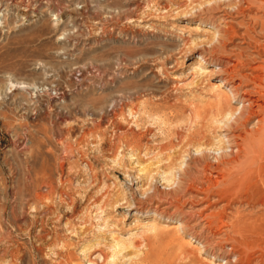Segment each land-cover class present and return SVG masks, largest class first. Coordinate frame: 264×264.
Segmentation results:
<instances>
[{
  "label": "rangeland",
  "instance_id": "1",
  "mask_svg": "<svg viewBox=\"0 0 264 264\" xmlns=\"http://www.w3.org/2000/svg\"><path fill=\"white\" fill-rule=\"evenodd\" d=\"M262 2L0 0V264H264V107L209 103Z\"/></svg>",
  "mask_w": 264,
  "mask_h": 264
},
{
  "label": "bare ground",
  "instance_id": "2",
  "mask_svg": "<svg viewBox=\"0 0 264 264\" xmlns=\"http://www.w3.org/2000/svg\"><path fill=\"white\" fill-rule=\"evenodd\" d=\"M262 4H264V2H262ZM9 7H8V9H9ZM246 7H248V6H246ZM5 8H7V7H5ZM9 14L10 13L8 12V10H6L4 8L2 9V6H0V24H4L7 22ZM18 15H20V14H18ZM24 16L25 15H23V18H24ZM21 20H22V18H21ZM260 29L262 31H264V27H262ZM241 37H243V41L239 43L238 47H236L235 49H232L233 52H236V55L238 58L237 62L232 64V65L227 64V65H223V67L222 66L219 67L222 70L221 72H223V77L221 78L222 86H225L226 88H228L229 91L226 90L225 93L221 92V94H219V95H214L212 97L213 101H211V102L208 101V102L210 104L212 103V106H213V104L215 105L212 107V111H211L212 114L215 113L216 116H217V114L218 115L226 114V115H224L225 116L224 118L227 117L228 118L227 120L231 119V117H233V116L235 117L236 114H238L234 118L233 122L236 124H247L251 118L253 119V115L260 113V110H258L257 107L258 106L261 108L264 107V104L259 99V95H262V96L264 95V91L262 92V88H263L262 86L263 85L259 82L260 80L263 79V77L260 74L256 73V71L258 69H261L262 67H264V64H262V62L264 60L258 59L259 57H257L255 55V54H258L261 57V51L264 48V43H263L264 41L261 42L259 40V38L255 37L254 35H250L249 31H245V33L241 34ZM215 48H216V46H215ZM246 48L248 50H249V48H251V50L249 52L251 57H250V55H248L252 61L250 64L244 62V57H245V59L247 58V56H245L246 52L244 53V51H246ZM262 55H263V53H262ZM254 63H257V64H254ZM243 69H244V71H243ZM245 79L252 81L253 84L252 85L250 83L245 84L244 83ZM15 83L23 85L22 87H27L28 85H31V83H27L25 81L20 82V81H14L13 79H10L9 84L6 86L5 89L3 88V90H6V89L12 90V88H14L13 86H15ZM34 85H36V84H34ZM0 91H2V90H0ZM5 93H7V91H4V94ZM0 94H3V93L0 92ZM7 95H8V93H7ZM229 98L230 99L232 98L231 101L233 100V102H238V103H236L238 105L232 106L231 104H229V105H231V107L227 106L226 103H229L228 102L230 100ZM196 112H197V110H196ZM197 114H198V112H197ZM247 114H249L248 117H246ZM198 115H200V114H198ZM260 115H258V117L256 118V125H255L256 134L253 135L256 137H251V141H250L252 144V147H255V148H256L255 145H257V143L264 138V116L263 115L260 116ZM211 116H213V115H211ZM249 133L251 134V132H249ZM262 141H261V143H262ZM255 142H257V143L255 144ZM253 144H255V145L253 146ZM199 145L202 146L201 143ZM260 145L261 144L259 143L258 146H260ZM262 145H263V143H262ZM220 149H222V152L220 153L221 158L223 155L225 157V155H226L225 153H227L226 147L221 146ZM250 149H251V147H250ZM234 150H241V151L243 150L244 151L245 147L231 146V150L228 152H232ZM245 152H247V151H245ZM223 159H226V158H223ZM203 247H205V245ZM233 254L234 253H232V251H230L225 256V262L224 263L222 262V264H229L230 260L232 259ZM234 256H236V255H234ZM212 258L215 261V259L219 260V259L223 258V256L212 254ZM236 258L237 257H234L232 260H235Z\"/></svg>",
  "mask_w": 264,
  "mask_h": 264
}]
</instances>
